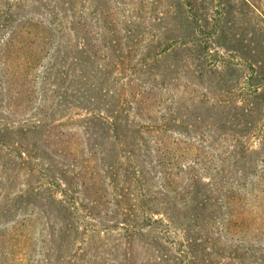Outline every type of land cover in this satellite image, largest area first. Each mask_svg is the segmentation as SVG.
Returning a JSON list of instances; mask_svg holds the SVG:
<instances>
[{
	"label": "rangeland",
	"instance_id": "rangeland-1",
	"mask_svg": "<svg viewBox=\"0 0 264 264\" xmlns=\"http://www.w3.org/2000/svg\"><path fill=\"white\" fill-rule=\"evenodd\" d=\"M0 176V264H264V0H0Z\"/></svg>",
	"mask_w": 264,
	"mask_h": 264
},
{
	"label": "trees",
	"instance_id": "trees-1",
	"mask_svg": "<svg viewBox=\"0 0 264 264\" xmlns=\"http://www.w3.org/2000/svg\"><path fill=\"white\" fill-rule=\"evenodd\" d=\"M1 177V176H0ZM22 198V196H18L16 193L12 196L11 200H13L15 202V200L20 201V199ZM57 222H55L56 225ZM74 222H72V226H71V232H75L77 230V228L73 225ZM60 225V224H59ZM57 228L56 226H54V229Z\"/></svg>",
	"mask_w": 264,
	"mask_h": 264
}]
</instances>
